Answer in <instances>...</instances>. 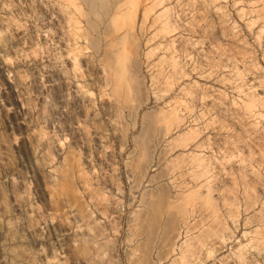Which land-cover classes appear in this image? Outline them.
I'll return each mask as SVG.
<instances>
[{"label": "rangeland", "instance_id": "1", "mask_svg": "<svg viewBox=\"0 0 264 264\" xmlns=\"http://www.w3.org/2000/svg\"><path fill=\"white\" fill-rule=\"evenodd\" d=\"M0 264H264V0H0Z\"/></svg>", "mask_w": 264, "mask_h": 264}, {"label": "bare ground", "instance_id": "2", "mask_svg": "<svg viewBox=\"0 0 264 264\" xmlns=\"http://www.w3.org/2000/svg\"><path fill=\"white\" fill-rule=\"evenodd\" d=\"M80 1L88 6L91 13H94L95 10H97V9H99L100 11H105L107 9V5H108V0H80ZM118 1H120V0H118ZM111 4H112V2H111ZM117 6L118 5H116L114 7H117ZM91 30H92V28H91Z\"/></svg>", "mask_w": 264, "mask_h": 264}]
</instances>
